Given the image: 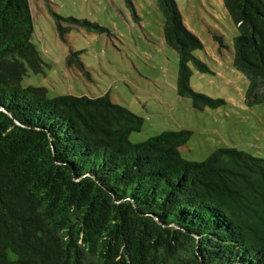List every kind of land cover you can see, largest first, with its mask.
Returning <instances> with one entry per match:
<instances>
[{
    "label": "trees",
    "instance_id": "16d2710c",
    "mask_svg": "<svg viewBox=\"0 0 264 264\" xmlns=\"http://www.w3.org/2000/svg\"><path fill=\"white\" fill-rule=\"evenodd\" d=\"M158 1L179 57L178 95L216 108L221 100L189 85L190 62L207 72L192 55L200 40L174 0ZM224 2L239 29L246 102L264 106V0ZM32 31L28 0H0V264H264V159L218 149L185 161L178 149L190 132L132 144L143 119L108 95L48 100L21 88L26 64L42 65Z\"/></svg>",
    "mask_w": 264,
    "mask_h": 264
},
{
    "label": "rangeland",
    "instance_id": "374dc122",
    "mask_svg": "<svg viewBox=\"0 0 264 264\" xmlns=\"http://www.w3.org/2000/svg\"><path fill=\"white\" fill-rule=\"evenodd\" d=\"M174 2L184 27L202 44L192 55L207 68L202 73L190 62V88L221 100L216 108H193L189 97L178 95L179 57L165 42L158 0H28L30 42L42 65L34 70L26 64L20 87L43 89L48 100L108 95L143 119L140 132L129 136L132 144L163 132H190L178 149L185 161L203 162L218 149L264 159V106L246 102L249 80L234 55L239 29L224 0ZM215 37L222 39V48ZM70 52L79 55L68 66Z\"/></svg>",
    "mask_w": 264,
    "mask_h": 264
}]
</instances>
